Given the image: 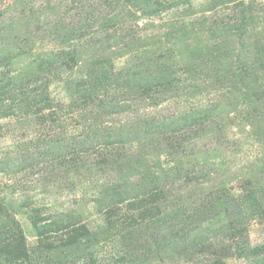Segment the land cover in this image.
<instances>
[{
    "label": "rangeland",
    "instance_id": "374dc122",
    "mask_svg": "<svg viewBox=\"0 0 264 264\" xmlns=\"http://www.w3.org/2000/svg\"><path fill=\"white\" fill-rule=\"evenodd\" d=\"M100 3L0 0V240L77 215L103 232L41 264H264V0H117L118 39L82 22ZM95 121L97 146L64 149ZM99 189L136 194L122 226Z\"/></svg>",
    "mask_w": 264,
    "mask_h": 264
},
{
    "label": "trees",
    "instance_id": "16d2710c",
    "mask_svg": "<svg viewBox=\"0 0 264 264\" xmlns=\"http://www.w3.org/2000/svg\"><path fill=\"white\" fill-rule=\"evenodd\" d=\"M108 2V3H107ZM117 0H104V3H100L101 5H105L106 7L96 14V10L92 8V10H88L89 15L85 16V18L82 17V22L86 23V25L89 23L92 26H95L96 29H98V34L101 31H107L109 32L112 30V33L109 34L110 39L111 38H122L123 33L125 32V29H123L125 22L124 19L120 16V13H114L113 11L109 10V7L113 4H115ZM87 7V6H85ZM90 7V6H89ZM91 9V7H90ZM96 14V15H94ZM84 25V26H86ZM79 27V25H78ZM73 29V28H72ZM79 29H83L79 27ZM74 33V32H72ZM101 41V40H100ZM114 41V40H109ZM116 42H123V47L128 48L130 47L131 43L129 40H115ZM102 45H105V40L101 41ZM120 44H116L118 46ZM61 55V54H59ZM115 67V65L112 63V60H108L105 62H102L100 66H98L96 69L99 71V75L92 72L91 74H88L86 76L87 79H90L91 81L98 82L100 78H105L106 75H109L108 73L111 72V68ZM168 65L163 67V69H159L158 72H161L162 70L166 69ZM173 71V69H171ZM84 81V80H83ZM86 81V80H85ZM80 86H86V84L81 83ZM2 89H5V86L2 85ZM47 95V94H46ZM113 107H118L116 102L113 103ZM100 109L90 108L89 112L87 113V121L90 119L92 122L96 120L98 122L99 118L102 117L99 112ZM96 121L92 124V126H88V130L84 131L82 130V133L78 134V139L74 138V144H69L66 146H63L66 151H70L69 148H73V152H79V153H85L89 147L97 146L98 141L102 140L104 137L102 135L101 130L98 128V124ZM91 124V123H90ZM85 126V125H84ZM111 137V133L107 134V136L104 139L102 143L107 144L109 141L108 138ZM57 150V147H55ZM55 151V150H54ZM32 166V165H31ZM93 173V172H90ZM114 191V192H113ZM146 194L145 192L143 195ZM95 202L99 205L100 209L98 210L99 213H102L106 220L113 224H118L120 226L123 225V222L121 219L125 217V214H123V210H127V206L124 204L126 200L133 199L136 194H130L129 190H122L120 193H117L114 189H111L109 191H100L98 190L97 194H95ZM118 195L120 198H118ZM145 196V199L147 198H154V197H162L159 192L156 190L154 191H148V193ZM250 194L248 192L242 196L239 200H242L241 202H244V200L248 199ZM1 205V204H0ZM2 206V205H1ZM120 219V220H118ZM44 219L43 218H36L33 219V225L35 228L36 236L38 237V241L36 245H33L29 248H27L26 243H24L23 238L18 236L17 238V250L14 252H8L7 251V243L5 242V239L0 240V264H8L9 258H7L8 255L12 254L13 262L15 261L16 264L20 263V261H28L30 258H34L37 260L39 264H41V260L45 254L44 250L47 248L48 245H53L54 248L57 250L56 258H59L61 255L59 254L62 247H85L88 245L93 239L97 237V235L103 232V229L98 228L99 231H95V229H92L90 227H87L84 223H82L80 216L72 215L69 216L66 220L58 221L57 224L59 225V228L54 230L50 225H45L46 223H42ZM103 226V225H102ZM122 227L121 229H123ZM97 229V230H98ZM52 232H58L60 233V236L56 239L57 242H51L49 241L51 236L50 233ZM99 234V235H100ZM59 240V243H58ZM12 262V263H13Z\"/></svg>",
    "mask_w": 264,
    "mask_h": 264
}]
</instances>
